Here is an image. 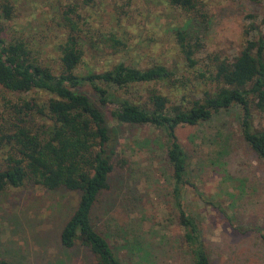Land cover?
Instances as JSON below:
<instances>
[{
	"label": "trees",
	"instance_id": "16d2710c",
	"mask_svg": "<svg viewBox=\"0 0 264 264\" xmlns=\"http://www.w3.org/2000/svg\"><path fill=\"white\" fill-rule=\"evenodd\" d=\"M95 2L55 1L60 34L52 62L33 42L6 38L5 22L11 20L13 6L10 0H0V195L27 183L77 193L75 211L61 231L62 246L87 250L94 264H122L117 251L123 247H114L96 225V209L110 190L115 166V127L100 108L107 107L117 125L149 126L157 132L154 143L163 145L168 169L169 209L180 230L176 254L185 252L190 264H212L195 208L202 203L222 212L229 223L233 218L216 197L197 187L177 130L232 114L243 142L264 166V127L254 125L257 114H264V18L247 15L246 39L236 56L201 66L196 58L212 1L154 0L169 16L182 15L170 27L182 62L170 56L144 69L117 62L99 73L89 69L81 74L77 70L85 57L115 54L125 47L113 29L90 33L84 14ZM184 71L193 78H186ZM84 86L92 89L99 106L80 92ZM161 86L168 93H162ZM139 92L146 93L145 99ZM11 95L29 97L16 102ZM237 182L244 186L243 180ZM188 197L193 209L187 206ZM263 232L256 230L264 244ZM123 239L125 246L128 239ZM152 245L135 239L132 247L139 263H162ZM0 264L13 263L0 259Z\"/></svg>",
	"mask_w": 264,
	"mask_h": 264
},
{
	"label": "rangeland",
	"instance_id": "374dc122",
	"mask_svg": "<svg viewBox=\"0 0 264 264\" xmlns=\"http://www.w3.org/2000/svg\"><path fill=\"white\" fill-rule=\"evenodd\" d=\"M10 1L13 11L11 20L5 22L6 38L27 39L44 51L43 56L47 52L46 57L55 61L58 53L53 47L60 34L54 20L56 0ZM65 1L61 0L63 4ZM95 1L84 14L90 33L96 36L98 31L113 29L125 47L115 54L85 57L78 73L89 69L99 73L117 62L144 69L166 62L170 56L181 59L170 27L182 15L170 17V11L154 0ZM211 1L210 21L203 27V47L196 58L201 66L214 58L236 56L246 39L247 15L264 18V0L260 4L250 0ZM183 74L193 78L192 72ZM158 89L168 93L165 87ZM80 92L99 106L89 86L81 87ZM139 95L146 97L145 92ZM10 97L18 102L29 95ZM100 108L115 127L117 141L111 187L97 206L96 225L114 247H123L117 251L122 264H143L132 247L135 239L157 246L162 255L159 264H190L185 252L178 250L176 254L180 230L169 209L168 169L163 145L154 143L157 132L149 126L117 125L110 109ZM254 125L264 127V114H257ZM177 136L191 158L197 187L216 197L227 208V217L233 218L229 223L212 206L195 205L212 264H264V244L256 233L264 231V166L240 137L235 116L223 114L197 127L179 128ZM239 179L244 186L237 182ZM77 202V193L49 191L31 183L5 189L0 195V259L13 264H94L87 250L61 244V231ZM192 202L188 197L189 209L194 207ZM123 237L128 239L125 246Z\"/></svg>",
	"mask_w": 264,
	"mask_h": 264
}]
</instances>
